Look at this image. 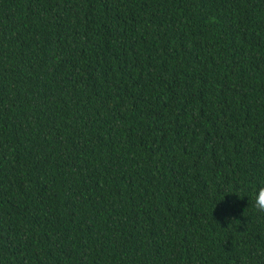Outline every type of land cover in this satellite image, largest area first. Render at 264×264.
Here are the masks:
<instances>
[{"label": "trees", "instance_id": "16d2710c", "mask_svg": "<svg viewBox=\"0 0 264 264\" xmlns=\"http://www.w3.org/2000/svg\"><path fill=\"white\" fill-rule=\"evenodd\" d=\"M261 186L264 0H0V264H264Z\"/></svg>", "mask_w": 264, "mask_h": 264}, {"label": "clouds", "instance_id": "9594fccd", "mask_svg": "<svg viewBox=\"0 0 264 264\" xmlns=\"http://www.w3.org/2000/svg\"><path fill=\"white\" fill-rule=\"evenodd\" d=\"M249 201L257 212L264 213V186L259 187L249 198Z\"/></svg>", "mask_w": 264, "mask_h": 264}]
</instances>
